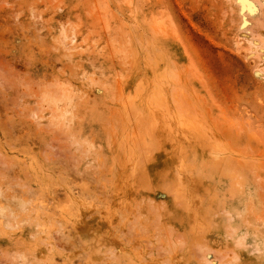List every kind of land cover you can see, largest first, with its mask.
I'll use <instances>...</instances> for the list:
<instances>
[{"label":"rangeland","instance_id":"rangeland-1","mask_svg":"<svg viewBox=\"0 0 264 264\" xmlns=\"http://www.w3.org/2000/svg\"><path fill=\"white\" fill-rule=\"evenodd\" d=\"M0 264H264V0H0Z\"/></svg>","mask_w":264,"mask_h":264},{"label":"bare ground","instance_id":"bare-ground-1","mask_svg":"<svg viewBox=\"0 0 264 264\" xmlns=\"http://www.w3.org/2000/svg\"><path fill=\"white\" fill-rule=\"evenodd\" d=\"M41 207L43 208V211H44L45 205H41ZM45 211H46V210H45Z\"/></svg>","mask_w":264,"mask_h":264}]
</instances>
